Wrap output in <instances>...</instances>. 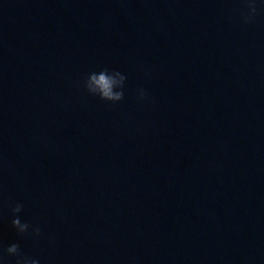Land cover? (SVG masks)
<instances>
[{
    "label": "water",
    "instance_id": "obj_1",
    "mask_svg": "<svg viewBox=\"0 0 264 264\" xmlns=\"http://www.w3.org/2000/svg\"><path fill=\"white\" fill-rule=\"evenodd\" d=\"M240 10L0 0V242L41 264H264V9ZM100 67L127 77L115 105L76 86ZM16 202L41 237L17 236Z\"/></svg>",
    "mask_w": 264,
    "mask_h": 264
},
{
    "label": "clouds",
    "instance_id": "obj_2",
    "mask_svg": "<svg viewBox=\"0 0 264 264\" xmlns=\"http://www.w3.org/2000/svg\"><path fill=\"white\" fill-rule=\"evenodd\" d=\"M241 10L239 21L242 25H249L255 21L260 14L259 10L264 9V0H240ZM145 77L150 78V71L145 69ZM126 75L117 68L100 67L99 70L87 72L81 81L77 83L88 95L109 104H117L125 97ZM135 96L138 102L148 100V93L143 86L137 87ZM24 205L16 202L10 205L11 227L17 236H31L39 238L42 228L39 223H31L21 218ZM41 264L38 256L24 254L17 242L3 244L0 242V264Z\"/></svg>",
    "mask_w": 264,
    "mask_h": 264
}]
</instances>
